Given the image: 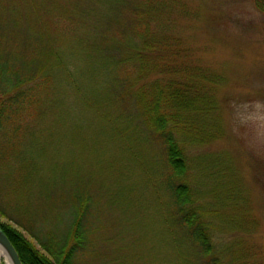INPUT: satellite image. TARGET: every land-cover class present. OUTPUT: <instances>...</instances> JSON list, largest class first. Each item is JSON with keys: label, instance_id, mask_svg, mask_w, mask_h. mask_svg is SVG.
I'll list each match as a JSON object with an SVG mask.
<instances>
[{"label": "trees", "instance_id": "obj_1", "mask_svg": "<svg viewBox=\"0 0 264 264\" xmlns=\"http://www.w3.org/2000/svg\"><path fill=\"white\" fill-rule=\"evenodd\" d=\"M170 1L0 0V167L36 133L73 162L28 170L24 158L26 172L0 178V227L23 264H111L94 223L147 211L142 185L178 264H225L189 157L223 133ZM82 125L87 138L73 134Z\"/></svg>", "mask_w": 264, "mask_h": 264}, {"label": "rangeland", "instance_id": "obj_2", "mask_svg": "<svg viewBox=\"0 0 264 264\" xmlns=\"http://www.w3.org/2000/svg\"><path fill=\"white\" fill-rule=\"evenodd\" d=\"M169 6L178 17L172 22L174 32L183 38L191 49L192 62L207 76L213 113L223 133L213 143L189 152L195 164V185L206 193L201 204L215 215L210 218L217 255L225 264H264V14L257 0H171ZM77 61L82 73L86 64ZM56 132L62 139L63 129ZM74 133L85 138L90 134L83 125ZM51 148L58 145L36 133L33 140L13 148V167H0V178H18L26 172L20 171L25 168L24 158L31 161L28 170L35 162L40 167H47L48 161L57 168L72 165L70 158ZM76 148L81 153V145ZM93 163L90 159L89 164ZM83 169L92 177L91 171ZM147 192L144 185L136 191L145 197L143 202L151 203L132 222L115 225L112 215V220L94 223V251L104 254V260L106 253L111 264L115 256L117 264H178V252L160 223L162 214ZM239 221L243 226L235 227ZM1 264H6V258Z\"/></svg>", "mask_w": 264, "mask_h": 264}, {"label": "water", "instance_id": "obj_3", "mask_svg": "<svg viewBox=\"0 0 264 264\" xmlns=\"http://www.w3.org/2000/svg\"><path fill=\"white\" fill-rule=\"evenodd\" d=\"M0 248L6 254V260L10 261L11 264H23L19 254L17 253L15 247L4 233L2 228L0 227ZM7 263V261H6Z\"/></svg>", "mask_w": 264, "mask_h": 264}, {"label": "bare ground", "instance_id": "obj_4", "mask_svg": "<svg viewBox=\"0 0 264 264\" xmlns=\"http://www.w3.org/2000/svg\"><path fill=\"white\" fill-rule=\"evenodd\" d=\"M6 257V254L4 253V251L0 248V264L3 258ZM7 263L6 264H11L10 261L6 260Z\"/></svg>", "mask_w": 264, "mask_h": 264}]
</instances>
